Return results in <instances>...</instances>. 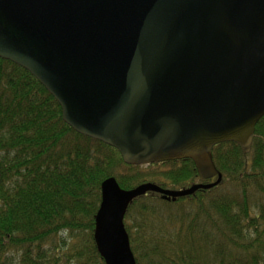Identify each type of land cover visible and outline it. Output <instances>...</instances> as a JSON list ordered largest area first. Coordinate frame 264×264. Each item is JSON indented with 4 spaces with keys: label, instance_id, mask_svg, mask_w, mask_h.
I'll return each mask as SVG.
<instances>
[{
    "label": "water",
    "instance_id": "1",
    "mask_svg": "<svg viewBox=\"0 0 264 264\" xmlns=\"http://www.w3.org/2000/svg\"><path fill=\"white\" fill-rule=\"evenodd\" d=\"M0 58L29 71L64 122L125 164L190 159L212 181H102L97 252L105 264H136L124 226L134 199L218 185L216 144L250 152L264 115V0H0Z\"/></svg>",
    "mask_w": 264,
    "mask_h": 264
},
{
    "label": "trees",
    "instance_id": "2",
    "mask_svg": "<svg viewBox=\"0 0 264 264\" xmlns=\"http://www.w3.org/2000/svg\"><path fill=\"white\" fill-rule=\"evenodd\" d=\"M222 178L194 194L148 192L124 226L136 264H264V115L250 152L212 148ZM164 189L201 180L190 159L125 164L119 152L73 130L25 68L0 58V264H105L93 240L103 180Z\"/></svg>",
    "mask_w": 264,
    "mask_h": 264
}]
</instances>
